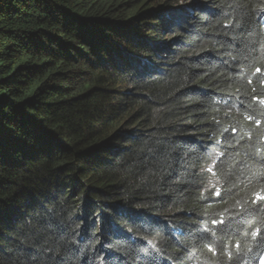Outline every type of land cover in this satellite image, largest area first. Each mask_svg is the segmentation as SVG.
I'll list each match as a JSON object with an SVG mask.
<instances>
[{
  "label": "trees",
  "instance_id": "1",
  "mask_svg": "<svg viewBox=\"0 0 264 264\" xmlns=\"http://www.w3.org/2000/svg\"><path fill=\"white\" fill-rule=\"evenodd\" d=\"M150 1L0 0V264L264 248V0Z\"/></svg>",
  "mask_w": 264,
  "mask_h": 264
},
{
  "label": "clouds",
  "instance_id": "2",
  "mask_svg": "<svg viewBox=\"0 0 264 264\" xmlns=\"http://www.w3.org/2000/svg\"><path fill=\"white\" fill-rule=\"evenodd\" d=\"M260 14H261L260 19L264 23V10L262 12H260ZM215 153L216 154L211 158V160L209 161V164H208L209 168L211 170H214V171L216 170V166L219 163V160L221 159L220 158L221 151L217 149ZM258 197H259V194H257V193L254 194L253 201L257 202L258 201ZM263 241H264V238H263ZM253 264H264V248L261 250L260 253H258V255L256 256V258H255V260L253 262Z\"/></svg>",
  "mask_w": 264,
  "mask_h": 264
},
{
  "label": "rangeland",
  "instance_id": "3",
  "mask_svg": "<svg viewBox=\"0 0 264 264\" xmlns=\"http://www.w3.org/2000/svg\"><path fill=\"white\" fill-rule=\"evenodd\" d=\"M154 1H157V0H151L149 3H147V4H145V7H149V5L152 3V2H154Z\"/></svg>",
  "mask_w": 264,
  "mask_h": 264
},
{
  "label": "snow or ice",
  "instance_id": "4",
  "mask_svg": "<svg viewBox=\"0 0 264 264\" xmlns=\"http://www.w3.org/2000/svg\"><path fill=\"white\" fill-rule=\"evenodd\" d=\"M258 199H264V197H258Z\"/></svg>",
  "mask_w": 264,
  "mask_h": 264
}]
</instances>
